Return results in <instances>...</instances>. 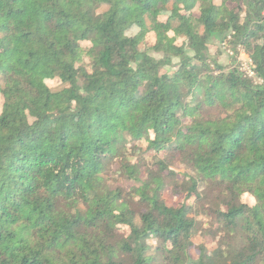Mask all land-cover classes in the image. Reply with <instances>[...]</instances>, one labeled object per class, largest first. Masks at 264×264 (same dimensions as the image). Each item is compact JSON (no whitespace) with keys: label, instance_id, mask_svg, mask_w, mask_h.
I'll use <instances>...</instances> for the list:
<instances>
[{"label":"trees","instance_id":"1","mask_svg":"<svg viewBox=\"0 0 264 264\" xmlns=\"http://www.w3.org/2000/svg\"><path fill=\"white\" fill-rule=\"evenodd\" d=\"M0 264H264V0H0Z\"/></svg>","mask_w":264,"mask_h":264},{"label":"rangeland","instance_id":"2","mask_svg":"<svg viewBox=\"0 0 264 264\" xmlns=\"http://www.w3.org/2000/svg\"><path fill=\"white\" fill-rule=\"evenodd\" d=\"M194 15H198V12H194ZM190 17V14L188 15ZM130 32L133 35H138L141 40H142V44L144 48H149L151 49L152 44L154 43V36L149 33H140L137 29H133L130 30ZM179 43H181V40H178ZM220 49V50H219ZM210 55H212V57L216 60V62H218L220 65H223L224 67H226L227 69L230 67H234L236 66L235 63H233L232 60V56H230L226 51H224L223 49L221 50V46L219 45V43H216L215 45H213L210 48ZM242 58L245 60L247 59L246 55H242ZM155 155L154 152L150 151V152H146L144 154V156L146 157L144 159V162L146 163H151L153 161V156ZM164 156H162L163 158ZM141 157L139 155H137V157H134V159H140ZM184 171V166L182 165H175L173 166V170L172 172L175 174V172L178 174L177 177L182 178V172ZM113 185H118V186H122L126 189H130L131 186H133L135 184V182L132 181H128V180H124L122 179V177L118 176L114 181L112 180L111 182ZM164 197L166 200V203L170 206H175V207H179L181 205H183L184 203L188 202V203H196V197H190L188 198L186 196V194H175L172 191V187L168 186L165 191H164ZM244 201L248 204H254V199L246 194L244 196ZM197 219L199 221H201V223L199 224V226L197 227L198 229V235L196 238H194V243H195V249L193 250V254L195 256L198 255V250L196 249L201 243H204L206 245V247L208 248V250L210 251L211 254H214L217 244H216V235L210 234V230L209 232L206 234H202V231H205V229H207L208 227H210V221L209 218L206 216V214H201L198 215ZM123 232L127 233L128 231L125 229L123 230ZM155 242V241H154ZM152 241V243H154ZM156 245V243H154ZM152 253V251L150 252Z\"/></svg>","mask_w":264,"mask_h":264},{"label":"built area","instance_id":"3","mask_svg":"<svg viewBox=\"0 0 264 264\" xmlns=\"http://www.w3.org/2000/svg\"><path fill=\"white\" fill-rule=\"evenodd\" d=\"M242 68L246 71V73L248 75H250V76H254L255 75L253 68L251 66H248L245 62L243 63V67Z\"/></svg>","mask_w":264,"mask_h":264}]
</instances>
